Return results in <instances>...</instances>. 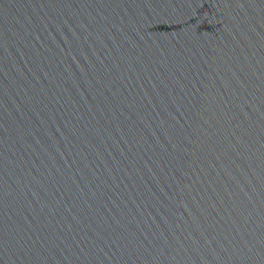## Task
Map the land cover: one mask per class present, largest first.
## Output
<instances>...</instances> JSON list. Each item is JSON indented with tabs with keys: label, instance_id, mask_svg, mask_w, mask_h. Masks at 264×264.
I'll use <instances>...</instances> for the list:
<instances>
[{
	"label": "water",
	"instance_id": "obj_1",
	"mask_svg": "<svg viewBox=\"0 0 264 264\" xmlns=\"http://www.w3.org/2000/svg\"><path fill=\"white\" fill-rule=\"evenodd\" d=\"M0 264H264V0H0Z\"/></svg>",
	"mask_w": 264,
	"mask_h": 264
}]
</instances>
